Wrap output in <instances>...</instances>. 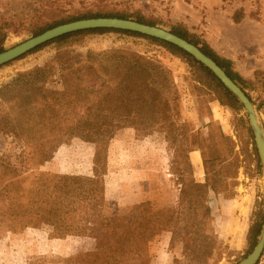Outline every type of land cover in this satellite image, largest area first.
<instances>
[{
  "label": "rangeland",
  "instance_id": "374dc122",
  "mask_svg": "<svg viewBox=\"0 0 264 264\" xmlns=\"http://www.w3.org/2000/svg\"><path fill=\"white\" fill-rule=\"evenodd\" d=\"M40 1L0 0V19H26ZM73 1L72 9L80 11L99 1L109 9L140 11L169 32L182 26L219 57L230 61L233 71L243 80L254 82L257 73H264V0ZM30 38L25 32L10 33L4 49ZM64 50L81 56L109 51L137 54L171 69L179 89L185 93L180 108L170 112L172 121L178 118L175 126L188 122L203 135L211 133L219 154L230 151L229 161H237L240 166L231 197L208 193L210 218L204 232L215 239V246L203 264H238L250 254L247 234L259 207L264 222V172L257 150L256 154L253 152L254 138L243 108L236 114L220 106L215 85L208 80L204 86L193 84L188 66L162 48L145 40L106 33L49 45L0 67V129L6 127L1 124L4 120H23L20 127L27 134L17 137L14 132L12 135L0 130V264H110L118 258L113 246L96 249L95 240L109 235L111 228L101 223L89 207H79L76 213L69 214L66 224L74 233L59 237V215H63L61 177L91 176L94 147L64 132L50 131L58 122L47 118L57 109L45 110V120L41 122L37 115L43 109H35L39 101L29 109L24 105V97L61 89L56 72L45 79H29L27 75L36 69L53 67L55 71L57 52ZM255 90L250 92L253 98L264 97L261 84ZM256 102L253 105L264 128V113ZM36 124L44 125L43 137L32 139ZM168 137L164 129L148 135L133 127L115 135L107 151L103 218L124 216L134 210L147 215L177 208L180 186L172 160L175 145L185 140L184 129L179 130L178 141L173 145ZM44 153L50 158L38 165L45 159ZM49 223H56L55 228ZM170 237L169 232H163L147 244L148 264H173L175 259L182 264H195L182 258L181 244L170 247ZM258 264H264V252Z\"/></svg>",
  "mask_w": 264,
  "mask_h": 264
},
{
  "label": "trees",
  "instance_id": "16d2710c",
  "mask_svg": "<svg viewBox=\"0 0 264 264\" xmlns=\"http://www.w3.org/2000/svg\"><path fill=\"white\" fill-rule=\"evenodd\" d=\"M73 3V0H41L36 4L33 14L26 19H0V53L5 50L4 43L10 33L20 35L25 32L35 37L59 25L79 20L118 18L159 26L156 20L146 18L140 11L109 9L106 5H100L101 1L97 5L93 3L90 9L80 11L72 9ZM170 32L198 47L211 58L244 91L252 103L258 101V110L264 113V97L259 95L255 99L250 95V92L256 91L258 84L264 87V73H257L254 82H247L233 71L230 61L219 57L206 43L182 26L173 27ZM106 33L145 40L162 48L188 66L190 81L193 84L204 86L207 80L212 82L216 87V100L220 106L227 107L236 114L241 111L242 106L236 98L191 56L169 43L137 33L108 29L80 31L54 39L29 54L49 45L67 43L75 37ZM55 59V71H52L53 67L36 69L27 76L29 79H45L52 72H56L61 89L24 97V105L29 109L32 103L39 101L35 109H43L37 115L41 122L45 120V110L57 109L47 118L58 122L50 131L64 132L94 147L91 176L61 177L63 215H59L62 223L58 228L59 237L65 238L74 233V229L66 224L70 220L68 215L76 213L79 207L84 210L89 207L98 215L101 223L111 228L109 235H101L95 240L97 250L115 247L118 258L110 264H148L147 244L163 232L171 234L170 247L176 243L181 244L184 260L195 264L205 263L211 257L215 246V239L204 232L210 218L208 193L231 197L234 187L237 186L236 175L240 166L237 161H229L230 151H226V155L219 154L211 133L203 135L200 130H194L188 122L175 126L178 118L172 121L170 112H176L180 108L185 93L179 89L171 69L141 55L115 51L88 52L81 56L64 50L58 51ZM2 122L6 127L0 130L12 135L14 132L17 137L27 136L23 126L20 127L23 120ZM41 124L33 127L32 139L43 137L44 125ZM132 127L148 135L157 129H164L170 136L168 138L172 145L178 141L179 130L184 129L185 140L175 145L172 160V169L177 170L175 174L180 186L177 208H164L147 215L134 210L124 216L103 218L101 210L105 198L104 176L108 146L119 131ZM248 132L251 135L250 129ZM221 138L223 141L226 139L223 135ZM252 144L254 145L253 142ZM193 151H199L201 154L203 183L196 182L193 177V168L188 159L189 153ZM253 152L256 154L255 147ZM44 154L45 159L39 161L38 165H43L50 158V155ZM232 169L233 171H230ZM49 224L54 228L56 226V223ZM262 224L263 211L259 207L253 213L247 234L249 252L256 245ZM182 263L178 259L173 261V264Z\"/></svg>",
  "mask_w": 264,
  "mask_h": 264
},
{
  "label": "water",
  "instance_id": "95a60500",
  "mask_svg": "<svg viewBox=\"0 0 264 264\" xmlns=\"http://www.w3.org/2000/svg\"><path fill=\"white\" fill-rule=\"evenodd\" d=\"M108 29L137 33L146 37L154 38L169 43L191 56L197 63L201 64L223 85V87L236 98L242 106L247 117L249 127L252 131L255 147L259 161L264 172V128L260 124L256 108L244 91L233 82L211 58L207 57L200 49L189 42L177 37L169 31L157 26L140 24L132 20L118 18H96L79 20L59 25L44 33L32 37L21 44L0 53V67L15 61L23 55L37 49L38 47L62 36L88 30ZM264 252V222L256 245L243 260L238 264H258Z\"/></svg>",
  "mask_w": 264,
  "mask_h": 264
},
{
  "label": "crops",
  "instance_id": "0c3cea01",
  "mask_svg": "<svg viewBox=\"0 0 264 264\" xmlns=\"http://www.w3.org/2000/svg\"><path fill=\"white\" fill-rule=\"evenodd\" d=\"M189 162L193 168V177L196 182H204V173L202 169V158L199 151H193L188 155ZM105 186V185H104ZM105 196V191H104Z\"/></svg>",
  "mask_w": 264,
  "mask_h": 264
}]
</instances>
